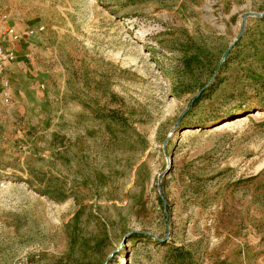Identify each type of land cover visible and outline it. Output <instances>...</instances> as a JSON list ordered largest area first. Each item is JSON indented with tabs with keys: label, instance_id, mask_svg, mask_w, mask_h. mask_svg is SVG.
<instances>
[{
	"label": "rangeland",
	"instance_id": "374dc122",
	"mask_svg": "<svg viewBox=\"0 0 264 264\" xmlns=\"http://www.w3.org/2000/svg\"><path fill=\"white\" fill-rule=\"evenodd\" d=\"M0 41V264H264V0H0Z\"/></svg>",
	"mask_w": 264,
	"mask_h": 264
},
{
	"label": "built area",
	"instance_id": "2783aa9c",
	"mask_svg": "<svg viewBox=\"0 0 264 264\" xmlns=\"http://www.w3.org/2000/svg\"><path fill=\"white\" fill-rule=\"evenodd\" d=\"M9 32L14 34V30L10 29ZM17 40V37L14 38ZM15 60V53L9 50L2 41H0V97L5 103H10V82L5 76V70L9 63Z\"/></svg>",
	"mask_w": 264,
	"mask_h": 264
},
{
	"label": "bare ground",
	"instance_id": "6f19581e",
	"mask_svg": "<svg viewBox=\"0 0 264 264\" xmlns=\"http://www.w3.org/2000/svg\"><path fill=\"white\" fill-rule=\"evenodd\" d=\"M245 120H247V118H244V119L240 118L239 120H237L235 122H226L227 124H223L224 126H222V128L223 129H228V128L233 127V126H235L237 124L243 123Z\"/></svg>",
	"mask_w": 264,
	"mask_h": 264
}]
</instances>
